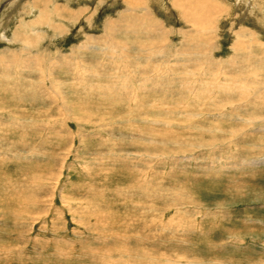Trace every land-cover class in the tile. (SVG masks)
<instances>
[{"label":"rangeland","instance_id":"1","mask_svg":"<svg viewBox=\"0 0 264 264\" xmlns=\"http://www.w3.org/2000/svg\"><path fill=\"white\" fill-rule=\"evenodd\" d=\"M0 264H264V0H0Z\"/></svg>","mask_w":264,"mask_h":264},{"label":"bare ground","instance_id":"2","mask_svg":"<svg viewBox=\"0 0 264 264\" xmlns=\"http://www.w3.org/2000/svg\"><path fill=\"white\" fill-rule=\"evenodd\" d=\"M176 3V2H175ZM136 8V7H135ZM57 10V9H56ZM209 10V9H208ZM131 11V10H130ZM47 12V11H46ZM128 12V11H127ZM41 13H44L43 11L41 12ZM133 13V12H132ZM145 15V14H144ZM147 15V14H146ZM149 15V14H148ZM143 16V15H142ZM140 17V16H139ZM40 19V18H39ZM139 19V18H138ZM144 21V20H143ZM41 22V21H40ZM113 22V21H112ZM111 22V23H112ZM28 23V22H27ZM38 23V22H37ZM118 23V22H117ZM34 24V23H33ZM39 24V23H38ZM130 24V23H129ZM158 24V23H157ZM145 25V24H144ZM147 26V25H146ZM113 27V26H112ZM132 28L134 27V26H131ZM113 31V30H112ZM123 31V30H122ZM17 32V31H16ZM141 32H142V29H141ZM136 33H137V31H136ZM15 35V34H14ZM136 36V35H135ZM140 36V35H139ZM190 36V35H189ZM113 37V36H112ZM20 38V37H19ZM140 38H141V36H140ZM115 39V38H114ZM30 40V39H29ZM28 40V41H29ZM140 40V39H139ZM122 41V40H121ZM111 44V43H110ZM122 45V44H121ZM127 46V45H126ZM129 47V46H128ZM135 48V47H134ZM184 60H186V59H184ZM187 61V60H186ZM7 65V64H6ZM146 83V82H145ZM147 85V84H146ZM146 88H147V86H146ZM143 89V88H142Z\"/></svg>","mask_w":264,"mask_h":264}]
</instances>
